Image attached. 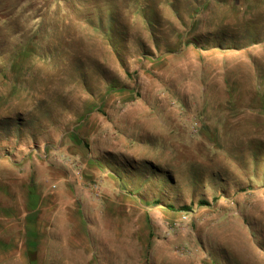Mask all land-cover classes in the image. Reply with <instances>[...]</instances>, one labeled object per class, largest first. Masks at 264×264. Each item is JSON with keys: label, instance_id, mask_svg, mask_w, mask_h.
<instances>
[{"label": "rangeland", "instance_id": "374dc122", "mask_svg": "<svg viewBox=\"0 0 264 264\" xmlns=\"http://www.w3.org/2000/svg\"><path fill=\"white\" fill-rule=\"evenodd\" d=\"M0 264H264V0H0Z\"/></svg>", "mask_w": 264, "mask_h": 264}]
</instances>
